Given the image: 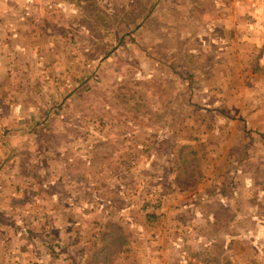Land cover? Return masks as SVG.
<instances>
[{
    "label": "rangeland",
    "instance_id": "374dc122",
    "mask_svg": "<svg viewBox=\"0 0 264 264\" xmlns=\"http://www.w3.org/2000/svg\"><path fill=\"white\" fill-rule=\"evenodd\" d=\"M0 50V264H264V0H0Z\"/></svg>",
    "mask_w": 264,
    "mask_h": 264
},
{
    "label": "crops",
    "instance_id": "0c3cea01",
    "mask_svg": "<svg viewBox=\"0 0 264 264\" xmlns=\"http://www.w3.org/2000/svg\"><path fill=\"white\" fill-rule=\"evenodd\" d=\"M0 52H1V50H0ZM3 64H4L3 61L0 62V69H1ZM3 66L8 69V67L10 65L6 62V64L3 65ZM10 71H12V68L10 69ZM0 75H1V73H0ZM8 76H9V74L6 73V75H4L3 77L4 78H8ZM3 119H4V115L0 111V132H1L0 137L2 136V138H3L2 140H0V150H2L3 148H6V150L11 153V152H14V149H13L14 146H10L9 144L3 145V143H5V137L10 134V132L8 130L4 129V120ZM11 132H12V134H14L13 131H11ZM0 166H1V163H0ZM9 187H10V185H7V181H3V184L0 186V200H3V202L0 204V216H4V217H6L7 213H12L11 211L16 210V205H17V201H18L17 197L19 196V194L18 195H14L15 192H11L6 197L4 195L6 193H4V192H7ZM4 204H6L5 206H7V208L3 207ZM1 226H2V228H0V230L4 231L5 227L3 225H1ZM64 229H69V228L66 227ZM35 230H37V229H35ZM31 231H32V229H31ZM24 244L25 245H22V244L21 245H17V242L14 241V242H12V244L7 246V248H9V250L13 254V255L9 254V259H10V263L9 264H16L15 263V258L18 257V256H19V258H22L21 261L27 262L28 261L27 256H29L27 251L29 250V251L34 252L36 254L35 251H38V249H40L39 242H38L37 246L34 247L33 249L28 246V243L26 241H25Z\"/></svg>",
    "mask_w": 264,
    "mask_h": 264
}]
</instances>
